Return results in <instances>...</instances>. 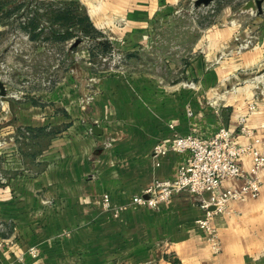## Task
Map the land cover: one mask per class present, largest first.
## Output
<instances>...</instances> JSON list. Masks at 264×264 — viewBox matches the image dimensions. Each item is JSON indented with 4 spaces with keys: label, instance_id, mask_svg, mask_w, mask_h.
<instances>
[{
    "label": "crops",
    "instance_id": "crops-1",
    "mask_svg": "<svg viewBox=\"0 0 264 264\" xmlns=\"http://www.w3.org/2000/svg\"><path fill=\"white\" fill-rule=\"evenodd\" d=\"M184 1L115 3L122 14L126 10L120 21L133 25L127 37L142 40L155 12ZM248 21L254 44L230 57L234 30L200 37L183 66L195 86L187 78L144 71L109 73L85 103L75 88L65 94L61 87L39 105L10 102L11 123L0 127V264H264V193L233 202L231 212L217 216L218 254L196 225L205 212L195 195L176 193L157 209L132 204L133 196L157 179L174 178L187 161L188 152L171 148L153 156L156 146H171L177 134L209 139L226 126L239 143H250L253 137L239 132L244 115L255 134L264 133V14L255 10ZM254 101L259 109L251 114ZM96 125L101 134L93 132ZM26 127L34 134H25ZM37 133L47 141L28 158ZM24 140L30 150L21 146ZM244 165L250 167L249 156ZM104 194L123 209H105ZM14 228L18 239L9 236ZM33 246L37 256L29 253Z\"/></svg>",
    "mask_w": 264,
    "mask_h": 264
},
{
    "label": "rangeland",
    "instance_id": "rangeland-1",
    "mask_svg": "<svg viewBox=\"0 0 264 264\" xmlns=\"http://www.w3.org/2000/svg\"><path fill=\"white\" fill-rule=\"evenodd\" d=\"M248 1L213 0L200 5L197 0H186L175 8L155 12L143 28L147 37L135 40L127 37L133 25L120 21L126 10L122 14L115 0H0V80L7 89V98L1 96L0 89V127L11 123L10 102L16 107L30 102L39 105L45 95L61 87L65 94L75 88L85 103L109 73L144 71L176 81L187 78V85L195 86V78L188 80L183 66L193 57L201 36L220 28L234 30L235 48L224 49L228 57L253 46L252 39L249 47H239L252 38L248 18L255 10L259 12L257 6L248 7ZM84 14L94 28L85 19L81 22ZM156 17L160 21L152 22ZM67 126L69 123H64V128ZM30 131L24 129L25 134L33 135ZM34 140L32 150L27 149L30 142L22 141L21 146L30 150L25 153L28 158L47 141L38 133ZM9 233L11 239H18L15 228ZM161 254L167 260L170 257L169 252ZM111 264L125 263L115 260Z\"/></svg>",
    "mask_w": 264,
    "mask_h": 264
},
{
    "label": "built area",
    "instance_id": "built-area-1",
    "mask_svg": "<svg viewBox=\"0 0 264 264\" xmlns=\"http://www.w3.org/2000/svg\"><path fill=\"white\" fill-rule=\"evenodd\" d=\"M252 39L253 36L246 43L241 42L240 49L249 47ZM258 109L257 101L250 103L251 114ZM247 120L246 115L240 117L239 132L252 136L250 143H239L237 134L223 126L209 139L195 134H177L171 146H156L153 156L157 159L169 148L190 155L174 178L155 180L143 193L133 196L132 204L157 209L176 193L195 195L205 212L204 217L196 220V225L205 233L213 252L220 253L223 245L216 224L217 216L231 212L233 202L246 203L264 193V133L255 134L248 127ZM246 156L251 158L249 168L244 165ZM102 204L107 210L119 212L123 209L113 206L109 194H104ZM30 252L34 256L38 254L35 247Z\"/></svg>",
    "mask_w": 264,
    "mask_h": 264
},
{
    "label": "water",
    "instance_id": "water-1",
    "mask_svg": "<svg viewBox=\"0 0 264 264\" xmlns=\"http://www.w3.org/2000/svg\"><path fill=\"white\" fill-rule=\"evenodd\" d=\"M213 0H197V4H205L208 5L212 2ZM247 6L248 7H255L257 6L259 12L261 13L263 11V0H250L247 2ZM0 89H1V96L3 98H7V89L5 84L0 80ZM93 132H95L96 134H101V129L99 128V126H94L93 127Z\"/></svg>",
    "mask_w": 264,
    "mask_h": 264
},
{
    "label": "trees",
    "instance_id": "trees-1",
    "mask_svg": "<svg viewBox=\"0 0 264 264\" xmlns=\"http://www.w3.org/2000/svg\"><path fill=\"white\" fill-rule=\"evenodd\" d=\"M82 14V13H81ZM83 15V14H82ZM83 17V16H82ZM83 19H85L86 20V23L88 24V25H90V26H92L93 28H94V26H93V24H92V22H91V20H90V18H89V16L88 15H85L84 14V18H81L80 20H81V22H83Z\"/></svg>",
    "mask_w": 264,
    "mask_h": 264
}]
</instances>
